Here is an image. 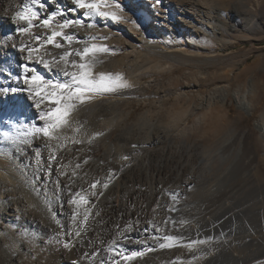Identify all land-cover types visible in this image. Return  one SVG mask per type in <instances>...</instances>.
<instances>
[{
  "label": "bare ground",
  "instance_id": "1",
  "mask_svg": "<svg viewBox=\"0 0 264 264\" xmlns=\"http://www.w3.org/2000/svg\"><path fill=\"white\" fill-rule=\"evenodd\" d=\"M29 3L30 0H0V43L3 44V46H0V89H17L15 93H18L19 98L29 102L28 112L31 114L35 112L36 115L42 114L41 108H36L35 100L29 98L28 93L24 91L28 86L24 85L21 80L14 79V77L39 73L46 80L68 82L69 79L56 70L57 65L52 64V57L56 53L62 55L64 49L69 47L67 44L62 49L54 48L51 45H43L40 47V52L38 50L33 52V61L29 62L27 60L28 52L26 50L21 51L20 48L22 45L29 44L35 47L37 42L34 40V36L37 34L43 35L49 33L52 29L62 30L66 34L74 35L72 48L82 49L93 43L107 46L106 56L113 57L118 55L119 52L126 51L124 57L117 60H111V57L108 59L102 58L101 55L104 52L96 53L92 60L94 72L119 74L125 82H129L130 86H135L142 77L129 73L125 74V70H123V66L127 65H124L125 62L128 65L136 64L137 67L140 63L146 64V62L160 67L170 63V59L187 60L201 57L204 60H210V57L203 56L205 49H210L212 44L221 48L229 47L234 43L227 38L223 39V36L232 37L235 36L233 35L235 32L242 31L238 28L237 23H235L236 20L230 12L224 11L225 17L222 21L217 8L218 0H160L159 3H157V0H106V3L111 7L102 6V10L115 12L120 17L119 20L114 21L101 16H83V10H78L75 14H67L66 17L57 15L51 19L50 28L37 25L32 30V35L29 36L17 31L18 26H26L24 22L17 24L13 21L14 11H22L25 5ZM117 4H119V8L115 6ZM244 6L247 7L246 4ZM72 7H74L72 0H47V10L39 9V18L42 21L44 18L50 17V14L54 11H65ZM65 18L71 20L82 19L84 23L74 25L72 28L61 29L60 25ZM9 36H11V39H6ZM169 42H172V44H169ZM140 44L146 47L145 51L139 47ZM41 58L52 65L51 71L44 64L38 62ZM70 59H76V57L73 56ZM164 59H166L165 63L163 62ZM17 63L20 64L16 66ZM24 64H28L30 68L35 69L36 73H24L21 67ZM169 66L173 67L174 65L170 63ZM9 67V71L6 72L5 70H8ZM60 67L62 68L63 65L61 64ZM132 67L134 69V65ZM13 69H16V73ZM69 71H72V69L69 68ZM9 72L11 76L7 74ZM261 92H264V88L259 89L257 86L252 85L244 92L236 91L234 101L237 107L243 108L253 115L259 107L257 99H259ZM124 95L125 92L120 89L116 94L98 95L91 102L77 106L72 113L68 127L60 130V138L66 137V141L61 144L58 142L59 145L56 144L58 145L55 152L57 162L53 163L50 169L46 167L48 157L46 151L49 146L51 147L54 140H49L40 134H36L35 139L29 137L26 144H18V152L15 155H11L7 150L0 152V167L11 176L21 175V180L26 183L29 192L27 196L23 194L15 195L13 189L7 188L6 182L8 180L3 177L4 173L0 172V218L7 222L0 223V233L3 231H6V234L12 233L11 240H16V242L14 241L15 244H11L12 247L0 244L2 245L0 246V264H112V261L108 258L113 256V253L108 251V248L113 240L116 241V244L112 247L121 253V256L133 251L144 253L142 256L127 262L117 257V259H120V264H162L164 261L167 264H190L193 260L192 258L189 262V253L198 252L201 245L193 247L191 250L188 247L180 246L177 249L176 257L172 255L168 248L147 250L151 248L146 247V245L153 241L151 237L157 232L154 226V215L159 210L157 205L159 203L156 201L154 180H148V185H142V187L145 186L143 188L139 187L141 184L138 185L139 188L125 186L126 180L128 182L134 179L135 175L142 173V170H138V168L147 165L149 160L147 158L140 161L139 158H135L132 164L127 165L125 163L128 171L124 170L126 173H123L121 167L125 160L121 159L120 155L122 154H119L122 147V138H118L115 145H109L110 149H108V152L106 151L107 153H103V159L95 157L88 159V157L85 160L86 162L81 159L83 163H78L77 159L76 161L75 159L74 161L68 160L67 164L64 163V159L76 156L73 155L77 147H83L79 151L82 153L86 152L91 155L93 151L94 140L92 137H87L86 141L83 142L85 128L82 125L86 119L81 120L83 112L90 113V118L92 115L100 118L104 117L101 125L100 123L96 125L95 122L94 126L95 131H102V136L106 137L110 125L107 123L108 120H104L105 116L109 112H119ZM226 95L225 92L224 96ZM9 97H13V94L0 95V108L8 106L7 100ZM44 104L51 107L47 100L44 101ZM114 118L112 119L113 123L119 122V117ZM109 123L111 122L109 121ZM116 124L118 125V123ZM90 126H92V123H90ZM76 128H79L78 132L75 131ZM255 128L258 130V147L262 150L264 159V108L255 122ZM6 130H12L10 123L6 124L0 118V146L4 145V147L8 139H5L2 133ZM120 134L124 135L122 131ZM166 135H169V133H166ZM249 137L248 133L242 134L243 141L241 146L238 147V155H240L243 146L252 149L253 146L249 142ZM74 141L76 142L74 143ZM103 142L105 145L107 144L106 140ZM45 145L49 146L45 147ZM172 146L170 144L161 148V150L171 149ZM147 150L148 156L157 152V150H149V148ZM36 151L40 152V157L35 155ZM210 153L211 151H209ZM113 155H115V158H112ZM255 155L254 157H256ZM229 156L230 154L227 151L219 148V159L223 165H228L222 170L224 172L229 171L234 162L232 160V164H228V161H230ZM215 157L210 154L203 159L204 172L212 170ZM162 168L163 166H160L157 172L161 173ZM96 181H100L97 187L95 189L90 188V185ZM103 184H108V187L104 188ZM78 193L79 195H77ZM92 193H96V195ZM119 197L120 203L118 204ZM73 199L77 200V203H71L70 201ZM172 207L180 209L178 203L173 201L165 209L164 214H167ZM219 212L220 210L217 208L210 218H213ZM86 213L88 219L86 222L81 223ZM26 218L28 219L27 225L23 223ZM129 224L132 225V229L130 232L125 233L124 229ZM212 225L213 223L209 224L206 229L202 228L203 230L191 231L192 239H195V237L196 239L201 238V235L209 237L210 233H213L216 237H219L221 232L228 235L237 228V224L232 220L222 221L216 228ZM145 228H148L149 231L145 232ZM77 231L80 232L79 236L75 235ZM121 233H124V235H121ZM113 234L116 235V238L112 237V239ZM126 236L146 243L129 242L125 238ZM66 241H70L67 248L63 246V242ZM125 248L128 251H125ZM197 255L192 263L201 264V253L199 255L198 252ZM212 258L211 255L209 259ZM206 264L232 263L228 258L221 257L219 263L218 260H211Z\"/></svg>",
  "mask_w": 264,
  "mask_h": 264
},
{
  "label": "rangeland",
  "instance_id": "2",
  "mask_svg": "<svg viewBox=\"0 0 264 264\" xmlns=\"http://www.w3.org/2000/svg\"><path fill=\"white\" fill-rule=\"evenodd\" d=\"M218 1L217 8L222 21L225 17L224 11H228L236 20L238 28L242 30L235 32L233 34L235 36L232 37L223 36V39L227 38L234 44L222 48L212 44L210 49H205L203 52V56L210 57V60H204L201 57L187 60L170 59L173 67L169 66L170 63L161 65L163 66L161 68V66L156 67L153 63L147 62L146 64L140 63L141 66L137 67L136 64L128 65L125 62L124 65L127 64L123 66L125 74H134L142 78L137 85L123 88L125 95L122 104L120 103L119 112H109L105 116L104 120H108L106 122L111 126H108V135L106 137L95 135L102 133V131H95V122L96 125L97 123L101 125L104 117L92 115L90 118V113L83 112L81 120L84 121L83 118H86L85 123L82 122V126L85 128L83 142L87 137H92L94 140L93 151L90 155L86 152H79L83 147H77L73 156L76 155L78 158L75 156L64 159V163L67 164L68 160L74 161V159L81 163L88 157V159L92 157L103 159V153H107L110 149L109 145H115L117 139L122 138L123 145L121 144V146L125 147L120 148L119 154L128 158L125 160L120 155L121 159L125 160L121 167L123 173H126L124 170L127 169V165L134 162L135 158H139L140 161L147 158L149 160L147 165L138 168V170H142V173L135 175L134 179L128 182L126 180L125 186L143 188L148 185V180H154L156 201L160 205L157 204L159 210L154 215V226L157 232L153 236L182 235L189 240L192 239L191 231L206 229L212 223V227L216 228L222 221L232 220L237 224L235 231L232 230L233 233L223 237L219 236L220 239L214 240L211 244L212 248L208 245H201L198 251L199 255L201 253V264H206L211 260H218L219 263L221 257L228 258L232 264H264V159L262 150L258 147V130L255 128V122L264 108V92H261L257 99L259 107L253 115L247 110L237 107L234 101L236 91L244 92L252 85L259 89L264 88L262 87L264 86V0ZM229 1L230 3H228ZM14 12L16 13L17 10ZM139 47L145 51V46L140 44ZM40 50L41 48L38 49V52ZM125 54L126 51H122L112 57L106 56L107 54L104 52L101 56L104 59L111 57V60H117L123 58ZM55 56L59 57L60 54L56 53ZM163 62L165 63L166 59ZM18 64L20 63H17L16 66ZM148 65L149 67H147ZM128 66H131L130 69ZM9 69L10 67L5 71L8 72ZM13 70L15 72L16 69ZM126 83L129 84V82ZM225 92L226 96H224ZM19 97L18 93L9 97L8 106L0 108V118L6 124L18 121L30 126H43L44 121L41 120V115H36L35 112L29 113L27 108L29 102ZM36 102L37 100H35V104ZM49 106L42 103L41 113L47 112L52 107V105ZM43 107L44 109H42ZM110 117L112 118L108 119ZM113 117H119V122H116L118 125L113 123ZM89 122L94 127L90 126ZM121 131L124 135L120 134ZM243 133L250 135L249 142L253 147L249 149L243 146L240 155H238L237 151L242 144ZM28 140L29 137H21L16 142L7 140L5 147L4 145L0 146V152L7 150L11 155H15L20 143L26 144ZM104 140H106V145ZM65 141L66 137L54 140L51 147L47 148V156L53 150L56 152L59 143H65ZM170 144L173 145L171 149L161 150ZM147 148L157 150V152L148 156ZM219 148L230 154L228 164L232 160L234 161L227 172L222 171L228 165H223L219 159ZM209 151L212 156H216V159L212 170L204 172L202 161L210 155ZM113 156L112 158H115V155ZM160 166H163V170L158 173L157 170ZM0 172L4 173L3 177L8 180L7 188L13 189L15 195H28V188L26 183L21 180L20 174V176H11L1 167ZM152 175L154 176L152 177ZM138 185L140 186L138 187ZM142 185L145 186L142 187ZM189 185L194 187L189 190ZM172 194H179L178 198L173 200ZM173 201L178 203L179 211H168L169 215L164 214L165 209ZM216 207L220 212L210 218L217 210ZM169 216L172 217V220L177 221L175 229L171 224L164 223ZM180 221H187V223L181 225ZM27 222V218L23 220L25 225L28 224ZM0 223L7 222L0 218ZM160 229H164V231L161 232ZM6 233V231L0 233V244L12 247L11 244H15L16 240H11L12 233ZM212 234L210 233L211 237H216ZM115 236L113 234L111 238H116ZM205 237L201 235V238ZM148 246L151 250L162 249L155 240L146 245V247ZM179 247L168 249L176 257ZM126 249L125 251H128ZM198 252L189 253V262L195 255L197 258ZM211 255L213 258L209 259ZM192 261L190 264H194ZM162 264L167 263L164 261Z\"/></svg>",
  "mask_w": 264,
  "mask_h": 264
},
{
  "label": "snow or ice",
  "instance_id": "3",
  "mask_svg": "<svg viewBox=\"0 0 264 264\" xmlns=\"http://www.w3.org/2000/svg\"><path fill=\"white\" fill-rule=\"evenodd\" d=\"M160 0H157L159 3ZM74 7L67 9L65 11H54L50 14V17L40 20L39 9H46L47 0H30V3L25 5L22 11H17L13 17V21L17 24L24 22L26 26H18L17 31L22 34L32 35V30L41 25L44 28H50L51 19L55 18L57 15L67 16V14H75L78 10H83V16H101L105 18H110L111 20H119L120 17L115 12H108L102 10V6L111 7L106 3V0H72ZM119 8V4L115 5ZM84 21L80 20H71L65 18L63 23L60 25L61 29L72 28L74 25H82ZM91 26V25H89ZM59 38V40H58ZM6 39H11V36ZM94 39V38H93ZM34 40L37 42L35 47L29 45H22L20 50L27 51V60L29 62L33 61V52L37 51L43 45H51L54 48L62 49L64 45L67 44L69 47L64 49L62 55L59 57H52V64L57 65L58 71L62 73L63 76L68 77V82L52 81L46 80L43 75L36 73V70L30 68L28 64L22 65V70L24 73H36L30 75H22L19 77H14V79L21 80L24 85L28 87L24 89L29 95V98L37 100L35 107L40 108L41 104L44 103L45 99L52 105V107L47 111L41 114V120L44 121L43 126H30L22 122H10V128L14 131L6 130L2 134L5 139L12 140L16 142L20 140L21 137H31L35 139L36 134H40L43 137H47L49 140H59L60 139V130L68 127L70 123V118L72 113L76 110L77 106L84 105L95 99L98 95L105 94H116L120 89L128 88L130 85L126 83L119 74L94 72V64L92 62L93 57L96 53L108 51L107 46H101L96 44H91L83 47L82 49L72 48L71 45L74 40V35L66 34L62 30L52 29L49 33L43 35L37 34L34 36ZM0 46H3L0 43ZM76 57V59H70V57ZM39 63L44 64L46 68L50 71L52 70V65L48 61L41 58ZM63 65L61 68L60 65ZM69 68L72 71H69ZM11 76V73H8ZM17 91L15 88H3L0 89V95L14 94ZM75 131H79V128H76ZM96 136L102 135V133H96ZM76 141H74L75 143ZM49 145H45L48 147ZM135 147V146H134ZM35 155L40 157V152L36 151ZM127 160V157H124ZM57 162V157L55 150H53L47 157L46 167L49 169L53 163ZM86 162V161H85ZM79 167V165H77ZM100 181L93 182L90 185V188L95 189L97 184ZM104 188L108 187V184H103ZM194 187L189 185V190ZM96 195V193H92ZM102 194V193H100ZM79 195V193L77 194ZM179 194H172L171 198L176 200ZM83 199L82 197L80 198ZM71 203H77V200L73 199ZM169 211H179V209L172 207ZM88 219L87 213L84 214L83 220L81 223L86 222ZM165 224H171L172 228L175 229L177 221L172 220L170 217L168 220L164 221ZM181 225L187 223V221H180ZM132 225L129 224L124 229V232H130ZM145 232H148V228L144 229ZM161 232L164 229H160ZM76 236L80 235V232L75 233ZM124 235V233H121ZM226 234L221 232L220 236L223 237ZM126 239L132 243H146L145 241L137 240L131 237L126 236ZM160 248H173L178 246L188 247L190 250L193 247L198 245H208L211 247V244L214 240H219L220 237H205L198 239H189L186 240L182 235H171L165 234L162 236H152ZM70 241L63 242L65 248L69 247ZM116 241L113 240L112 244L109 245L108 251L113 253V256L108 259L112 261V264H120V259L123 261H131L136 259L139 256H142L143 252L133 251L126 255L121 256V253L117 252L112 245H115ZM151 251V249H147ZM120 257V259H117ZM193 259H196L194 256Z\"/></svg>",
  "mask_w": 264,
  "mask_h": 264
}]
</instances>
